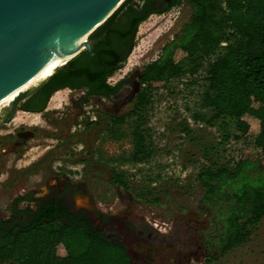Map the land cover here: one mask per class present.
Wrapping results in <instances>:
<instances>
[{
	"label": "rangeland",
	"instance_id": "rangeland-1",
	"mask_svg": "<svg viewBox=\"0 0 264 264\" xmlns=\"http://www.w3.org/2000/svg\"><path fill=\"white\" fill-rule=\"evenodd\" d=\"M142 3L132 2L137 8ZM189 16L190 7L184 4L154 14L140 25L127 59L109 77L111 87L120 86L116 94L92 97L86 88H67L55 93L44 111L26 112L36 90L20 104L11 125L0 115V141L6 147L11 146L6 139L10 132L35 130L33 139L20 138L26 141L20 153L2 161L0 217H11L18 197L34 201L51 196L74 212H88L98 227L107 218L117 220L128 236L133 264H264V219L245 245L221 254L225 227L219 222L220 205L202 202L204 190L197 175L208 161L206 152L211 159L227 163L250 150L246 139L234 138L239 133L232 121L220 120L213 127L204 123L212 117L201 104L207 87L206 64L214 56L204 61L198 74L154 91L142 125L149 159L137 162L132 157L133 119L126 118L109 130L110 115L129 112L142 68L161 56ZM225 135L230 139L221 143ZM113 172L124 175L129 190L112 183ZM147 192L148 202L140 197ZM36 205L25 201L20 208L34 211Z\"/></svg>",
	"mask_w": 264,
	"mask_h": 264
},
{
	"label": "trees",
	"instance_id": "trees-1",
	"mask_svg": "<svg viewBox=\"0 0 264 264\" xmlns=\"http://www.w3.org/2000/svg\"><path fill=\"white\" fill-rule=\"evenodd\" d=\"M133 1L127 0L90 37L91 52L80 54L37 90L25 111H44L50 98L67 88H86L89 95L116 94L120 86L111 87L106 80L127 59L140 25L154 14L187 4L188 21L161 56L142 68L129 112L110 115L109 130L133 119L132 157L137 162L149 159L142 125L154 91L198 74L204 61L214 56L206 64L201 104L212 117L204 123L213 127L220 120L232 121L239 133L234 138L246 139L250 148L238 161L227 163L211 159L207 151L208 161L197 175L204 190L202 202L220 205L219 222L225 227L220 251L228 253L245 245L264 219V0H143L138 8ZM229 139L225 135L221 143ZM112 183L129 190L123 174L113 172ZM148 194L140 197L148 202ZM17 213L25 220L0 229V264H133L126 250L97 231L86 214H73L61 201L46 202L36 213Z\"/></svg>",
	"mask_w": 264,
	"mask_h": 264
},
{
	"label": "water",
	"instance_id": "water-1",
	"mask_svg": "<svg viewBox=\"0 0 264 264\" xmlns=\"http://www.w3.org/2000/svg\"><path fill=\"white\" fill-rule=\"evenodd\" d=\"M127 0H0V115L10 124L21 103L49 74L71 58L70 54L45 71L10 104L9 95L36 75L46 63L68 48L85 31L101 28ZM94 32V33H95ZM127 255L132 257L130 242Z\"/></svg>",
	"mask_w": 264,
	"mask_h": 264
},
{
	"label": "flooded vegetation",
	"instance_id": "flooded-vegetation-1",
	"mask_svg": "<svg viewBox=\"0 0 264 264\" xmlns=\"http://www.w3.org/2000/svg\"><path fill=\"white\" fill-rule=\"evenodd\" d=\"M143 4H144V1H143L142 4L139 5V7H142ZM108 80H109V78H107L106 84L109 85ZM88 92H89V90H87V93ZM89 96L101 97V98L102 97H108V95H105V96L89 95ZM31 99L32 98H30L28 101H31ZM13 122H11L9 125H11ZM9 134L12 135V136L7 137L6 139L9 141L8 145H11V146L6 147L7 143L5 141L4 142L0 141V170H2V168L4 167L2 165V161H4L6 156H8V155L16 156L18 153H20V151L22 149H24L26 147L25 146L26 141L22 143L23 140L20 141V138L22 136H24V137L33 139L35 137V130H26V129H22L21 130L20 129V131H18V133H15V132L12 131ZM16 135H18L19 138H18L17 141H15L13 143L12 142L13 137H16ZM0 176H3V174L1 172H0ZM53 200H55V199L53 197H51V196H49L48 198L47 197L46 198L37 197V198L34 199V201L31 200L30 197H27L26 199H22V198L18 197L14 201V203H13V205L11 207V209L13 210V213H11V217L7 218V220L5 218L0 217V229H2V231H4L6 225H11L13 222L20 223V222L25 220V218H24V220H21L20 219V214L17 213V212L23 211L20 208L21 203H24L25 201H29L31 203L37 204L35 206L34 211H31L32 213H36L40 209V207L43 206L44 203L51 202ZM62 205L66 206L68 208V210L71 211L73 214H86L87 218L92 221V218L90 217L88 212L83 211V210H77L76 212H74L67 205H64L63 203H62ZM107 219H108L107 223H101L100 227L95 225V223L92 221L94 228L97 231L102 232L103 234H105L106 237L110 238L113 242L117 243V245L122 246L126 251H128L127 248H126V245H127L126 242L128 241L127 240L128 236L126 235L125 230L122 229L121 225L118 224L117 220L114 223V221L112 219H110V218H107ZM113 223H114V225H112ZM0 240H1V238H0Z\"/></svg>",
	"mask_w": 264,
	"mask_h": 264
},
{
	"label": "bare ground",
	"instance_id": "bare-ground-1",
	"mask_svg": "<svg viewBox=\"0 0 264 264\" xmlns=\"http://www.w3.org/2000/svg\"><path fill=\"white\" fill-rule=\"evenodd\" d=\"M94 28H90L87 31H85L78 39H76L68 48H66L63 52H61L59 55H57L55 58H53L52 60H50L48 63L45 64V66L36 74L34 75L32 78H30L28 81H26L24 84H22L21 86H19L17 89L13 90L10 95H9V101L10 104H13L14 100L29 86H32L37 79L45 72L47 71L51 66H53L56 62H58L59 60H61L62 58H64L65 56H67L68 54H70V52L76 47L78 46L81 42L83 41H90V37L94 34ZM87 48L85 45H81L78 50L76 51V53L69 58L67 61H65L61 66H59L58 68L54 69L49 76L39 85L37 86L32 92H35L36 90H38L40 87H42L51 77H53L56 72L62 68H64L65 66H67L69 63H71L74 59L78 58V56L85 51ZM16 116V114H15ZM6 117V115H4V118ZM15 119V117H14ZM14 121V120H13ZM12 121V122H13ZM5 126V125H4ZM83 200V199H82ZM84 205V204H82Z\"/></svg>",
	"mask_w": 264,
	"mask_h": 264
}]
</instances>
